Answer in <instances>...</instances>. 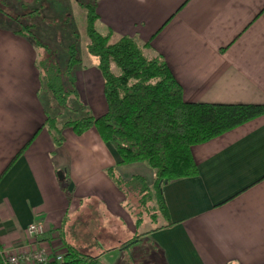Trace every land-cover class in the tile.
<instances>
[{
	"label": "crops",
	"instance_id": "0c3cea01",
	"mask_svg": "<svg viewBox=\"0 0 264 264\" xmlns=\"http://www.w3.org/2000/svg\"><path fill=\"white\" fill-rule=\"evenodd\" d=\"M79 2L95 7L102 33L149 43L148 56L166 61L186 102L264 105V0ZM39 54L0 27L2 250L25 253L27 229L39 223L41 249L65 254L64 242L88 254L99 249L104 264L116 252L118 264H264V115L193 147L197 176L162 189L168 225L164 216L139 215L130 203V192H139H124L109 173L152 187L149 166L122 165L94 128L81 136L64 128L55 145L39 94ZM84 61L75 74L80 102L71 104L98 118L108 110L104 78L97 61Z\"/></svg>",
	"mask_w": 264,
	"mask_h": 264
},
{
	"label": "trees",
	"instance_id": "16d2710c",
	"mask_svg": "<svg viewBox=\"0 0 264 264\" xmlns=\"http://www.w3.org/2000/svg\"><path fill=\"white\" fill-rule=\"evenodd\" d=\"M17 3L0 0V27L26 38L38 51L46 52L43 58L37 60L36 66L40 74L39 94L44 102L46 126L55 145H61V130L64 128L73 129L79 136L94 128L104 142L113 146L122 165L143 163L149 166L155 173L152 187H148L140 176L126 182L114 169L109 173L121 189L126 187V190L139 192L142 212L153 211L154 218L164 216L168 225L171 223L167 221L162 189L168 182L197 176L193 147L264 115V105L186 102L182 87L166 61L160 55L149 57L146 54L151 50L149 43L141 45L133 38L118 37L111 31L100 33L96 28L99 16L95 7L79 2L86 12L87 53L97 59L108 105L106 114L95 118L79 103L76 90L75 74L85 67L78 51L79 34L75 31L71 33L67 48L68 63L63 69L55 51H51L37 35V25L27 23L30 18L45 16L44 11L36 7L42 0H34L28 5L22 0H17ZM8 6L17 8L16 13H9ZM20 7L33 9L22 13L18 11ZM72 99L79 101L76 102L78 109L71 106ZM55 110L60 113L51 114ZM81 111L86 116L82 117V113L74 116ZM63 112L71 116L59 127L58 119ZM139 243V239L126 243V248ZM157 262L159 260L155 264ZM63 264L104 263L67 246Z\"/></svg>",
	"mask_w": 264,
	"mask_h": 264
},
{
	"label": "rangeland",
	"instance_id": "374dc122",
	"mask_svg": "<svg viewBox=\"0 0 264 264\" xmlns=\"http://www.w3.org/2000/svg\"><path fill=\"white\" fill-rule=\"evenodd\" d=\"M11 1L15 5L18 4L17 0H11ZM23 1L24 0H22V2ZM33 1H31V2L24 1V3L27 2L26 4L28 5V3H32ZM36 7L43 10L44 11L43 14H45V16H42V17L37 16L35 18H30L29 21H27V23H29V24L32 23V24L37 25V35L39 36V38L41 39V41L45 45L50 47L51 51H55L57 61H58L61 68H63V69L66 68L67 63H68L67 48L71 42V33L73 31L77 32L80 36V41H79V46H78L79 47L78 51H79L80 57H82L83 60L92 59V60L97 61V59L95 57H92L91 55H89L87 53L86 46L88 44V39L86 38V12L84 11L83 8H81L73 0H46V1L42 0V3L37 5ZM6 9L8 11H10L9 13H11V12L16 13V11H17V8H14L12 6H8V7H6ZM32 9L33 8L20 7V10H18V11H21L22 13H28ZM45 10H47V11H45ZM96 28L101 33L102 26H100L99 23H96ZM45 54H46L45 50L44 51L41 50L40 54H39V59L43 58L45 56ZM146 54L148 55L147 52H146ZM71 106L74 109H78V107L75 104H71ZM54 109H56V108H54ZM58 112L60 113V111H58ZM58 112L55 110L54 112L52 111L51 114L53 113V115L54 114L56 115ZM87 112L89 113V110ZM81 113H82V111L74 113V116L80 115ZM89 114L92 116V113H89ZM70 116H71L70 113L63 112L58 119V126L61 127L60 125L63 124ZM83 116H86L84 111L82 113V117ZM123 188H124L123 189L124 192L127 191L126 187H123ZM127 196H129V195H127ZM138 199H139L138 196H135L133 194V192H130V201H131L130 203L133 204V206H137L138 214L139 215L144 214L143 216H149L152 218V216H154V212L150 211V210L146 211L145 213L142 212L143 209H142L141 205L139 204ZM136 201H137V203H136ZM125 204H126V202H125ZM150 206H152L151 200H150ZM166 213H168L167 206H166ZM116 218L119 219V216H116ZM167 221H170L169 217H168ZM150 224H152L153 227L157 226L156 221H150ZM39 238H41V237H39ZM39 238H37L36 241H31L28 243V249H27L26 253L31 254V253H34L35 250H44V249L40 248L41 246H40ZM135 238H138V237H135ZM58 239H59V235H58ZM102 240H104V239H102ZM132 240H134V239H132ZM86 241H88V240L86 239ZM79 242L85 243V241H79ZM132 242H134V241H132ZM82 243H78V244H82ZM62 245H63V247L66 248L65 242ZM115 245H119V244H115ZM115 245L112 244V247H114ZM123 245H124V248H126V244H123ZM104 246H107V244ZM51 247L54 249L55 254L64 255L61 252H58L59 250L54 248L53 245H51ZM0 249H1L0 251L4 250V249L2 250L1 247H0ZM127 249L128 248H126L125 250H127ZM78 250H80V249H78ZM143 250H144L143 246L138 247V251L143 252ZM5 251H7L8 253L13 254V255L17 254L15 252H10L8 250H5ZM100 251L101 250L98 249V252H100ZM81 252H83V251H81ZM98 252L94 251V252H91L89 254L86 252H83V253L87 254L90 257H93L94 259L97 260V258H95V255H97ZM117 254H118V252H116L115 254H113V253L110 254L109 255L110 258L108 259V262L106 261V263L107 264H118L119 262L115 263V257L117 256ZM22 255L23 254L20 253L18 255V257H22ZM128 263H130L129 260H128ZM136 264H138V262ZM142 264H148V263H147V261H142Z\"/></svg>",
	"mask_w": 264,
	"mask_h": 264
},
{
	"label": "built area",
	"instance_id": "2783aa9c",
	"mask_svg": "<svg viewBox=\"0 0 264 264\" xmlns=\"http://www.w3.org/2000/svg\"><path fill=\"white\" fill-rule=\"evenodd\" d=\"M44 233V228L39 223L31 224L27 229V236L30 240L36 241ZM10 254L7 251H0L1 264H63L64 255L50 254L46 250H35L34 253Z\"/></svg>",
	"mask_w": 264,
	"mask_h": 264
}]
</instances>
